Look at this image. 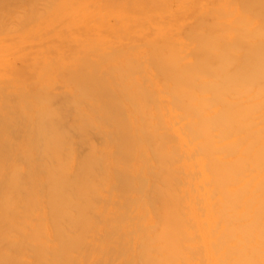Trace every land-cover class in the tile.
I'll return each instance as SVG.
<instances>
[{
  "label": "bare ground",
  "instance_id": "obj_1",
  "mask_svg": "<svg viewBox=\"0 0 264 264\" xmlns=\"http://www.w3.org/2000/svg\"><path fill=\"white\" fill-rule=\"evenodd\" d=\"M0 264H264V0H0Z\"/></svg>",
  "mask_w": 264,
  "mask_h": 264
}]
</instances>
